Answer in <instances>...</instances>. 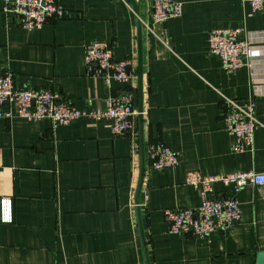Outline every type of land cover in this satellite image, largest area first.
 Segmentation results:
<instances>
[{
  "label": "crops",
  "instance_id": "obj_1",
  "mask_svg": "<svg viewBox=\"0 0 264 264\" xmlns=\"http://www.w3.org/2000/svg\"><path fill=\"white\" fill-rule=\"evenodd\" d=\"M57 1L64 16L28 30L0 0V73L77 108L87 98L101 107L122 84L107 87L87 73L84 53L91 41H106L115 59L132 61L136 114L122 135L85 117L56 126L0 119V203L11 202V221L0 218V264H146L144 249L147 264H256L264 184L244 186L236 195L240 221L205 238L167 233L163 211L200 204L186 171L264 172V9L248 15L240 0H178L180 16L152 25V0ZM217 27L244 29L252 44L244 66L228 72L210 53ZM225 97L255 100L260 126L251 150H232L222 127ZM157 142L178 154L177 166L151 167L148 146ZM215 190L229 189L216 183Z\"/></svg>",
  "mask_w": 264,
  "mask_h": 264
},
{
  "label": "built area",
  "instance_id": "obj_2",
  "mask_svg": "<svg viewBox=\"0 0 264 264\" xmlns=\"http://www.w3.org/2000/svg\"><path fill=\"white\" fill-rule=\"evenodd\" d=\"M248 6V15L264 9V0H240ZM3 11L17 17L24 29L41 28L51 18L66 13L57 0H4ZM182 12L178 0H152L150 18L152 25ZM148 26V25H147ZM149 27V26H148ZM210 53L216 55L222 68L232 72L242 67L251 56L252 44L244 29L217 27L208 34ZM86 72L103 78L107 87L115 81L122 84L116 92L103 99V106L95 107L92 99H85V108H77L70 101L48 88L15 86L10 71L0 73V119L22 118L27 120L47 119L52 126L67 124L79 118L93 121L106 120L113 135L128 133L132 127L133 94L128 87L132 79V61L129 58L115 59L111 43L94 40L85 47ZM222 127L233 136L232 150L244 152L254 145V135L260 126L254 98L242 101L225 97ZM148 160L156 170L175 167L178 154L168 145L157 142L148 146ZM184 183L199 191L200 204L195 207L166 208L163 211L166 232L175 235L192 234L205 238L216 230H227L241 219L237 193L246 185L264 184V172L238 171L226 174L202 175L197 170L186 171ZM219 183L228 192L219 193ZM146 197V195L144 196ZM0 218L11 221V202L3 197L0 203Z\"/></svg>",
  "mask_w": 264,
  "mask_h": 264
},
{
  "label": "water",
  "instance_id": "obj_3",
  "mask_svg": "<svg viewBox=\"0 0 264 264\" xmlns=\"http://www.w3.org/2000/svg\"><path fill=\"white\" fill-rule=\"evenodd\" d=\"M141 178H142V172L140 173V176H139V183L141 182ZM139 191H140V188H138L137 192H136V195H137L136 201H135L136 204L138 203ZM143 251H144L145 261H146V264H147V257H146L145 249ZM255 263L256 264H264V250L256 252V254H255Z\"/></svg>",
  "mask_w": 264,
  "mask_h": 264
}]
</instances>
